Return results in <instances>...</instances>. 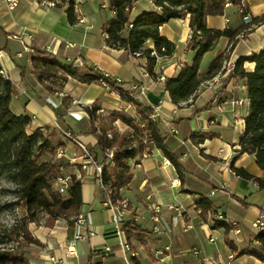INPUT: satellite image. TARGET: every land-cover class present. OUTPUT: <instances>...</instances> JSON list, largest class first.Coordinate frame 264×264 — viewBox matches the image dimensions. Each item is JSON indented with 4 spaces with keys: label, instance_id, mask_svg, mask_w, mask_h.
Segmentation results:
<instances>
[{
    "label": "crops",
    "instance_id": "crops-1",
    "mask_svg": "<svg viewBox=\"0 0 264 264\" xmlns=\"http://www.w3.org/2000/svg\"><path fill=\"white\" fill-rule=\"evenodd\" d=\"M57 1L58 7L46 12L38 0H20L14 11H9L4 0H0V50L11 59L6 64L14 90L11 111L16 116L31 117L29 134L43 131L65 151V158L44 160L59 165L61 177L82 180V212L91 215L94 234L87 241L77 242L75 256L69 257L74 224L70 227L65 220L51 219L36 227L30 223L33 241L23 255L29 264H131L132 259L140 264H229L230 256L235 258L230 264H262L252 257H239L259 235L252 225L264 214V191L259 184L238 178L231 170L233 165L245 170L264 186V171L258 168L254 157L236 158L250 108L245 82L221 72L215 77L221 79L219 84L203 83L189 102L177 107L172 104L165 83L176 79L183 66H191L196 58L197 52L189 49L193 35L190 17L173 20L161 28L163 37L176 50L172 57L157 60L154 70L157 79H151L145 76L146 60H135L125 51L104 45L103 25L105 18L112 17L111 0ZM71 5L73 23L69 22L68 15ZM149 12H160L154 0H138L132 9L131 21ZM243 12L250 22L262 17L264 0H231L224 16L207 18V27L236 31L250 23L245 22ZM246 32V39L239 38L232 52H229V39L216 42L201 63L200 75H206L212 62L221 55L228 53L226 62L236 64L263 51L264 25ZM32 50L48 52L79 68L94 67L131 90L135 86L146 88L145 95L139 91L134 94L140 103L154 110V120L170 140V150L179 158L184 181L181 182L175 168L156 147L151 157L131 161L133 180L119 193L130 212L122 224L115 223L94 167L85 165L84 153L76 142L99 157L97 142L91 136L94 127L90 111L95 107L97 126L120 135L128 136L132 132L121 121L112 123L114 115L132 119L136 124L139 117L134 108L103 85H83L70 79L52 84L54 93H49L33 77ZM145 50L153 51L154 44L147 42ZM244 68L247 73L254 70L249 63ZM60 130L69 133L72 139L63 137ZM197 133L214 137L199 149L191 142V136ZM201 151L216 161H207ZM204 200L214 206L216 214L238 225L239 237L233 232L227 235L225 229L215 226L211 213L201 217L197 207ZM154 207L161 209L163 225L152 221ZM123 225L130 226L129 234L122 231ZM227 240L237 253L227 246ZM53 258L56 263L51 262Z\"/></svg>",
    "mask_w": 264,
    "mask_h": 264
},
{
    "label": "trees",
    "instance_id": "trees-1",
    "mask_svg": "<svg viewBox=\"0 0 264 264\" xmlns=\"http://www.w3.org/2000/svg\"><path fill=\"white\" fill-rule=\"evenodd\" d=\"M137 1H110V11H114L115 16L105 18L104 45L112 50L125 51L135 60H146V72L153 79H157L154 72L157 60L172 57L176 50L175 46L163 37L161 28L173 20L190 17L193 35L189 49L197 52L196 58L191 66H183L176 79H168L165 83V90L172 104L177 107L189 102L203 83L210 82L221 72L223 73L228 53L215 59L206 75H200L201 63L212 51L216 42L224 38L229 39L231 43L229 52H232L239 38L246 39V31L254 26L264 25L263 15L236 31L209 29L207 18L224 16L227 0H154V5L160 12L145 13L136 21H131L130 15ZM233 3L239 5L236 1ZM73 8L71 5L68 9L70 23H73ZM243 15L247 17L246 12H243ZM125 32H127L126 37ZM149 41L154 44L153 51L145 50V45ZM246 63L254 66L252 73L246 72L244 68ZM31 65L33 77L49 93H54L52 84L66 83L72 79L83 85L106 86L117 93L123 103L135 109L140 120L139 124L122 115H114L112 118V123L121 121L129 127L132 133L128 136L98 127L97 108L90 111V120L94 127L91 136L97 142L99 157L92 151L89 153L95 164L103 167L101 186L105 194L110 193L108 200L112 206L121 203L120 191L127 188L133 180L129 164L137 158L142 160L145 149L144 139L153 143L163 153L175 168L181 182L184 181L179 158L170 150V140L163 135L160 125L154 120V110L140 103L134 91L126 84L114 80L94 67L84 65L79 68L44 51L32 50ZM233 77L245 82L250 102L249 113L244 120L245 132L239 142L236 158L243 155L254 157L258 168L264 171V50L251 58L239 60ZM13 95L11 82L0 78V172L12 176L18 191V201L24 206L28 219L33 220L39 215H44L52 221L66 220L70 227H73L70 220L78 216L83 209V182L72 178L67 197L61 196L54 190V181L61 178V167L53 161L44 159L55 157L56 150L60 147L56 146L43 131L28 133L32 119L29 116L13 114L11 111ZM140 124H144L143 129H140ZM213 137L211 134L197 133L191 136V142L200 149L201 145ZM134 145L136 147H133ZM109 152L113 153L112 160L108 159ZM201 156L207 161H216L206 156L203 151ZM231 170L238 178L259 184V188L264 191L260 180L252 177L245 170L236 169L234 165ZM197 211L200 212L201 217H205L208 213L217 215L214 206L206 200L197 207ZM222 216L225 221L216 222L215 226L225 229L228 235L237 229L238 225L228 224L226 217ZM122 231L129 234L130 226L123 225ZM226 244L231 251L237 253L232 243L227 240ZM244 256L252 257L264 264V232L259 233L254 238V242L239 254V257ZM0 264H29V262L23 255L4 251L0 252ZM131 264L140 263L132 259Z\"/></svg>",
    "mask_w": 264,
    "mask_h": 264
},
{
    "label": "built area",
    "instance_id": "built-area-1",
    "mask_svg": "<svg viewBox=\"0 0 264 264\" xmlns=\"http://www.w3.org/2000/svg\"><path fill=\"white\" fill-rule=\"evenodd\" d=\"M4 4L9 11H14L15 9H17L19 7L20 0H4ZM38 4L44 11L50 12L51 10H54L58 7L59 1H57V0H38ZM228 7H230V0L226 1V7L225 8H228ZM110 13H111V16H115L114 11H110ZM79 23H82L81 19L79 20ZM130 28H131V26H130ZM9 62H11V59L9 58V56L6 55L2 50H0V78L5 79V80H9L7 70H6V64ZM235 69H236L235 63L225 62L224 68H223V75L228 76V77L233 78V79H236L233 77ZM145 76L147 78L153 79L147 72L145 73ZM159 80L163 81L164 79L160 78ZM220 81H221L220 78H215L208 83L210 86H213V85L219 84ZM133 91H139L141 95H145L147 90H146V88L135 86L133 88ZM84 114L86 117H88V115H89L86 113H84ZM143 128H144V124H140V129H143ZM60 132H61L63 137L68 138V139H72V137L69 133L61 131V130H60ZM134 136H135V134L133 135V137ZM143 144L145 146V149L143 152L142 160L151 157L153 155V148H155L154 144L149 142L147 139L143 140ZM76 145H77L78 149L84 153L85 165L94 167V170L96 173V179H97L99 185L101 186V175H102L103 167L101 165L95 164L93 157L91 156L88 149L83 144L76 142ZM133 147H136V146L134 145ZM55 157L57 159L65 158L66 157L65 151L62 148L57 149ZM112 158H113V153L109 152L108 159L112 160ZM167 164H169V163H167ZM70 186H71V180L67 179V178H63V177L57 179L53 184L54 190L56 192H58L63 197H67ZM109 196H110V193L108 192L106 194L107 206L110 207L114 213V216H113L114 222L117 224H122L125 216L127 214H129V212H130L129 205L126 202H121L120 204H118L117 206L114 207L110 204V202L108 200ZM152 211L154 213V217L152 218V221L157 225H161V224L163 225L164 219L161 216V209L159 207H154L152 209ZM48 218L49 217L44 216L38 223L36 221H32L31 223L35 227L41 226L43 224L44 220H46ZM211 218L213 219V221L215 223L225 221L222 214L211 215ZM70 222L74 224L75 234H74L73 241L70 242V248H69L68 254H67V256H69V257L75 256V245L77 242L87 241L89 239V237L93 236V234H94L93 229H92V221H91V215L90 214H86V213L81 212L78 216H76L75 218H72L70 220ZM228 224H230V223L228 222ZM231 224L233 226L236 225L235 223H231ZM252 228L257 233L264 232V214L260 215L258 220L252 225ZM155 231H158V229L156 228ZM232 232H233V235L235 237H239L241 234V232L238 228L233 230ZM214 241H215L214 239H211V242H214ZM194 252L197 253L196 251H194ZM234 259L235 258L233 256H230L228 258L229 264L231 262H233ZM51 262L56 263V260L53 258V259H51Z\"/></svg>",
    "mask_w": 264,
    "mask_h": 264
},
{
    "label": "rangeland",
    "instance_id": "rangeland-1",
    "mask_svg": "<svg viewBox=\"0 0 264 264\" xmlns=\"http://www.w3.org/2000/svg\"><path fill=\"white\" fill-rule=\"evenodd\" d=\"M43 217L39 215L36 219H28L24 206L18 201L12 176L0 172V252L24 255L33 241L30 223H38Z\"/></svg>",
    "mask_w": 264,
    "mask_h": 264
},
{
    "label": "water",
    "instance_id": "water-1",
    "mask_svg": "<svg viewBox=\"0 0 264 264\" xmlns=\"http://www.w3.org/2000/svg\"><path fill=\"white\" fill-rule=\"evenodd\" d=\"M250 21H251V19H250L249 17H246V18H245V22H246V23H249Z\"/></svg>",
    "mask_w": 264,
    "mask_h": 264
}]
</instances>
